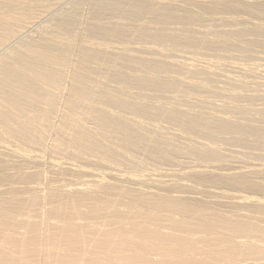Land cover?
Instances as JSON below:
<instances>
[{"label":"bare ground","instance_id":"obj_1","mask_svg":"<svg viewBox=\"0 0 264 264\" xmlns=\"http://www.w3.org/2000/svg\"><path fill=\"white\" fill-rule=\"evenodd\" d=\"M0 264H264V0H0Z\"/></svg>","mask_w":264,"mask_h":264},{"label":"rangeland","instance_id":"obj_2","mask_svg":"<svg viewBox=\"0 0 264 264\" xmlns=\"http://www.w3.org/2000/svg\"><path fill=\"white\" fill-rule=\"evenodd\" d=\"M38 20H40V21H41L42 19H38ZM33 25H34V24H33Z\"/></svg>","mask_w":264,"mask_h":264}]
</instances>
